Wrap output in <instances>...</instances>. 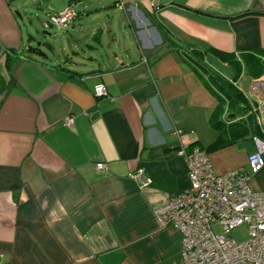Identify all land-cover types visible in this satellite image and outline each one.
<instances>
[{
    "label": "crops",
    "instance_id": "0c3cea01",
    "mask_svg": "<svg viewBox=\"0 0 264 264\" xmlns=\"http://www.w3.org/2000/svg\"><path fill=\"white\" fill-rule=\"evenodd\" d=\"M70 3L68 27L47 23ZM36 40L51 52L34 56ZM183 48L233 72L239 61L244 101L230 104ZM257 63L264 0H0L1 264H184L180 231L155 210L188 184L182 147L207 151L218 174L246 168ZM249 185L264 190V168Z\"/></svg>",
    "mask_w": 264,
    "mask_h": 264
},
{
    "label": "built area",
    "instance_id": "2783aa9c",
    "mask_svg": "<svg viewBox=\"0 0 264 264\" xmlns=\"http://www.w3.org/2000/svg\"><path fill=\"white\" fill-rule=\"evenodd\" d=\"M75 15L70 3L51 15L47 23L66 28ZM247 91L255 99L258 134L252 136L254 149L247 156L246 168L218 174L204 149L182 147L177 154L186 162L188 184L155 210L162 226L171 225L180 231L184 264H264V190L249 185L250 176L264 168V78L250 79ZM94 94H106L103 83L94 86ZM67 123H72V117ZM96 168L106 169V165L98 162ZM132 177L140 187L150 184L142 170ZM241 225L247 226V238L238 242L231 231Z\"/></svg>",
    "mask_w": 264,
    "mask_h": 264
},
{
    "label": "trees",
    "instance_id": "16d2710c",
    "mask_svg": "<svg viewBox=\"0 0 264 264\" xmlns=\"http://www.w3.org/2000/svg\"><path fill=\"white\" fill-rule=\"evenodd\" d=\"M184 53L193 60L194 64L198 69H201L202 72L207 74V79L209 84L216 89L217 92H219L222 96L227 98L229 100L230 104L233 103H242L244 101V95L243 93L237 88V86L234 84V81L237 79V77L240 74L241 70V65L239 61L233 59L231 61V67L234 69V77L232 80H228L223 74H221L219 71L215 70L212 68L206 61L203 53L201 51H186L185 48H183ZM248 67L250 66L249 64L247 65ZM250 69L253 70L255 73H259L264 66L254 64L252 65ZM243 111L242 109H237L236 112ZM215 115V114H214ZM214 115L211 116V124H216V121H214ZM233 116H236L234 113L232 114ZM249 117L252 119V123L255 124L254 122V113L253 111H249ZM252 124V125H253ZM258 134V129L255 125V128L253 130V135ZM251 136V139H252ZM201 148V147H200ZM207 152V151H206Z\"/></svg>",
    "mask_w": 264,
    "mask_h": 264
},
{
    "label": "rangeland",
    "instance_id": "374dc122",
    "mask_svg": "<svg viewBox=\"0 0 264 264\" xmlns=\"http://www.w3.org/2000/svg\"><path fill=\"white\" fill-rule=\"evenodd\" d=\"M46 6V4H44V7ZM46 9V8H45ZM41 19H47V17H46V15L44 14V13H42V14H40L39 15V19H36V25H35V27L36 28H38V30L39 31H42V29H41V25H40V20ZM57 29L58 28H56V27H54V28H52L49 32H50V34H52L53 35V33L54 32H57ZM46 31V30H45ZM41 35V34H40ZM59 41H55V45H54V53H52V54H61V52H60V48H59V43H58ZM30 48H39V51H37L36 53H35V55L34 56H36L37 54L38 55H40V54H45V53H47V54H49V52H51V51H49L48 49H47V47L46 46H44V45H39V41L38 40H36V42H34V43H32L31 44V46H30ZM32 53V52H31ZM208 63V62H207ZM211 66V65H210ZM212 67V66H211ZM213 68V67H212ZM215 231H219V228H216L215 229ZM231 237L232 238H234L236 241H242V240H244V239H246L247 238V226L246 225H241V226H239V227H236L235 229H233L232 231H231Z\"/></svg>",
    "mask_w": 264,
    "mask_h": 264
},
{
    "label": "water",
    "instance_id": "95a60500",
    "mask_svg": "<svg viewBox=\"0 0 264 264\" xmlns=\"http://www.w3.org/2000/svg\"><path fill=\"white\" fill-rule=\"evenodd\" d=\"M39 4V2L36 3V5ZM206 61L217 71H219L221 74H223L228 79H233L234 72L233 70L222 64L216 57L213 55L207 54L206 55Z\"/></svg>",
    "mask_w": 264,
    "mask_h": 264
}]
</instances>
